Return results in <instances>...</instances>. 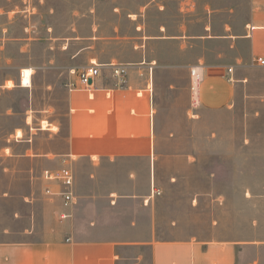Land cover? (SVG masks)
<instances>
[{
    "label": "rangeland",
    "instance_id": "374dc122",
    "mask_svg": "<svg viewBox=\"0 0 264 264\" xmlns=\"http://www.w3.org/2000/svg\"><path fill=\"white\" fill-rule=\"evenodd\" d=\"M181 1L186 0L164 3L172 12ZM190 2L197 9L196 22L192 25L196 34L202 32L208 21L205 11H215L214 33L228 22L232 33L238 34L252 14V0ZM145 3L147 0H54L47 6L50 2L44 5L36 2L44 11L29 16L20 11L28 5L24 0L0 1L3 11L0 13V84L7 86L0 90V242L38 240L42 232L40 206L44 200L40 185L32 183L27 172L29 160L9 158L1 149L13 145L14 140L11 144L8 140L19 130L24 134L22 140L36 132L27 128L28 117L31 118L28 121H34L35 129L50 127L57 132L52 139L42 134L37 140L41 148L47 147L48 142L67 148V95L76 78L72 71L88 67L89 57L95 53L125 59L139 55L136 47L144 34L135 31V24H130L127 16L139 13ZM49 7L54 13L49 14ZM14 9L15 14L4 13ZM148 15L150 33L155 34L153 31L161 21L157 8ZM49 27L53 29L51 35L58 37V47L49 48V40H44ZM37 29L39 32L35 33ZM77 36L88 37L86 44L99 40L89 37H100L106 46L80 48ZM151 50L153 56L176 54L173 47L160 48L155 43ZM211 50L210 61H216L222 48L213 43ZM196 52H201L199 44ZM233 61L234 55H226L227 65ZM21 67L33 70L30 88L22 87ZM235 74L243 82L236 84L230 108L207 111L197 107L185 119L174 122V128L162 130L165 143L160 146L162 154L155 178L140 175L150 169L145 161L102 160L96 166L87 161L72 164L76 187L80 185L86 191L92 188L89 175L94 170L110 169L114 174L102 178L92 188L96 197L103 200L96 205V211L92 203H85V214H100L92 238L126 244L141 243L152 237L239 242L244 247L238 250V264H264V72L256 71L247 62L236 67ZM16 146L13 152L19 153L25 151L27 144ZM130 172L138 174L132 179V194L139 197L123 198L110 208L107 199L110 192L125 180L122 175ZM144 193L146 197L142 196ZM139 252L133 247L123 249L119 263H135ZM144 255L147 257V249Z\"/></svg>",
    "mask_w": 264,
    "mask_h": 264
},
{
    "label": "crops",
    "instance_id": "0c3cea01",
    "mask_svg": "<svg viewBox=\"0 0 264 264\" xmlns=\"http://www.w3.org/2000/svg\"><path fill=\"white\" fill-rule=\"evenodd\" d=\"M24 1L28 5L20 11L29 13V16H36L44 11L36 2L42 5L50 2L47 5L50 6L54 0ZM164 1L147 0L139 13L127 16L130 24H135V31L144 34L142 42L136 47V50L140 51L139 55L125 59L92 54L88 66L100 65L102 71L100 78L88 90L81 89L77 77L72 80L74 82L71 85L76 86V89L72 91L68 89L69 120L66 149L59 148V145L54 146L53 142H48L47 147L41 148L37 140L42 138V134L52 139L56 137L57 132L50 127L38 126L35 129L34 121H28L31 119L29 117L26 121L27 128L36 132L31 133L29 139L22 140L24 134L19 130L12 135L11 140H8L10 144L14 140V146L1 149V153H4V156L8 153L9 158L29 160L30 168L27 172L31 182L40 185L44 200L40 206L42 215L40 238L36 241L0 242V264H120L121 251L127 247L140 251L133 264H238V250L244 247V244L239 242L202 240L194 237L156 240L152 237L141 243L126 244L116 240L92 238L90 235L95 231L93 228L100 223V214L87 215L83 212L84 206L90 202L96 211L98 208L96 205L103 200L96 197L92 188H96L102 178L114 175L110 169L94 170L89 175L92 184L90 191H86L80 185L76 187L74 173V194L77 203L72 210L65 209L59 198L49 199L44 195V189L51 183L46 181L43 172L47 169L62 168L63 161H66L70 169L74 162L83 161L94 166L102 160L145 161L150 169L140 175L155 178L158 176L156 165L162 154L160 146L165 143L162 140V130L174 128V122L183 117L185 119L192 109L197 108L192 104L190 91L193 67L202 68L203 81L200 85L198 107L207 111L231 107L236 84L243 82L240 76L235 74L236 67L249 62L251 67H256V71L264 72V67L257 63L253 65L254 60L264 59V0H252L250 20L244 21L238 34L232 33L228 22L220 25L214 33L212 14L215 11L211 10L205 11V18H208V21H205L202 32L196 34L192 29L197 17L196 4L190 0L181 1L179 7L170 12ZM153 8H157L161 19L153 31L155 34L150 33L151 23L146 20ZM48 12L52 14L54 9L49 7ZM0 13H3L2 9ZM4 13L9 15L15 14L16 11L5 10ZM52 30L49 27L44 39L49 40V48L59 46L56 42L58 37L51 35ZM38 32L39 29L35 33ZM87 38L77 36L76 43L80 45L78 47L84 48L87 45V48L99 49L106 46L100 37H89L93 40L99 39L93 44H86ZM153 43L158 44L160 48L173 47L176 54L153 56L151 55ZM213 43L220 44L222 48L217 53L216 61H210ZM198 44L201 48L200 53L196 52ZM229 54L234 55L232 65L225 63V57ZM113 64L126 67L125 83H119L113 76L109 67ZM230 68L234 70V80L231 82L228 80ZM21 70H27V78L24 81L27 83L33 70L23 67L19 68V72ZM6 87L0 84V90ZM19 132L22 133L21 136ZM25 144L27 147L24 152H13V149H17L16 145ZM136 175L138 174L132 172L122 175L125 180L118 182L107 198L110 208L123 198L132 200L139 197V194H132L134 185L132 179ZM54 189L58 188L54 186ZM142 196L147 195L144 193ZM63 213H71L72 217L61 220L60 215ZM81 225L88 227L82 229ZM145 249L148 250L147 257L144 255Z\"/></svg>",
    "mask_w": 264,
    "mask_h": 264
},
{
    "label": "built area",
    "instance_id": "2783aa9c",
    "mask_svg": "<svg viewBox=\"0 0 264 264\" xmlns=\"http://www.w3.org/2000/svg\"><path fill=\"white\" fill-rule=\"evenodd\" d=\"M264 67V59L259 58L257 61H253V65ZM112 69L113 76L119 80V83H125V79L127 76V69L125 66L121 65H110ZM27 70H21L20 78L21 84L24 87H30L32 84V76L33 73L29 75V80L25 83V79L27 78L26 74ZM233 68L228 69L229 81H233ZM76 74L78 82L80 84L81 89L88 90L93 85V83L100 78L102 71L101 66L96 64H91L88 67L82 68L77 72H73ZM203 81V72L200 66L193 67L191 69V86L190 91L192 95V104L196 108L200 104V85ZM76 86L71 85L70 91L75 90ZM63 167L57 170L47 169L43 172V176L47 182L51 183L44 189V195L49 199L59 198L62 201V205L67 210H72V208L77 203V198L74 194V185H75V175L74 172L68 167L66 161H63ZM56 186L58 189H54ZM72 217L71 213H63L60 215L61 220H67Z\"/></svg>",
    "mask_w": 264,
    "mask_h": 264
},
{
    "label": "bare ground",
    "instance_id": "6f19581e",
    "mask_svg": "<svg viewBox=\"0 0 264 264\" xmlns=\"http://www.w3.org/2000/svg\"><path fill=\"white\" fill-rule=\"evenodd\" d=\"M21 134H22V133H21V132H19V135H20V136H21Z\"/></svg>",
    "mask_w": 264,
    "mask_h": 264
}]
</instances>
